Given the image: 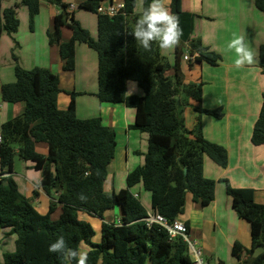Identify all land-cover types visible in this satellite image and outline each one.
Listing matches in <instances>:
<instances>
[{
  "label": "trees",
  "instance_id": "trees-1",
  "mask_svg": "<svg viewBox=\"0 0 264 264\" xmlns=\"http://www.w3.org/2000/svg\"><path fill=\"white\" fill-rule=\"evenodd\" d=\"M48 1L61 8L49 37L51 44L60 47L64 69H75L77 43L95 50L99 60L97 97L102 103H124L133 108L135 122L131 127L148 133L149 149L145 163L127 176V187L107 196L105 182L117 145L115 129L106 126L101 117L79 118L74 92L68 108L60 109V76L46 68L26 70L17 62L15 82L2 87L3 100L23 102L25 110L1 128L0 234L7 231L15 237V249L3 252L1 264H67L63 256L48 252L49 245L60 235L72 248H82L83 244L90 247L88 264H196L183 237L171 238L159 224L148 226V211L132 189L142 185L151 194L152 211L170 221L181 219L189 196L194 203L209 206L215 199L217 181L204 174L205 156L225 168L229 164L228 150L205 137L200 116L190 128L184 112L188 105L199 114L218 118L223 112L203 108L204 83L185 81L178 46L175 61L170 63L158 42L146 51L131 35L140 14L138 0L81 3V9L98 16L97 39L81 26L75 11H70L63 0ZM105 1H123L126 7L111 17L98 10ZM150 3L151 0H142L141 12ZM256 5L264 11V0H256ZM22 6L28 7L33 23L40 12V0H17L7 9H2L0 2V39L4 32L12 36L17 33ZM170 8L183 29L180 42L191 55L198 53L194 64H220L221 55L195 36L196 20L201 16L185 11L182 0H171ZM70 20L73 22L69 23ZM64 26L70 27L73 34L62 43ZM259 66L264 72V44L259 48ZM170 70L174 73L168 74ZM129 81L137 83L142 95L128 92ZM182 93L185 102L177 98ZM37 143L48 144L47 155L36 150ZM252 143L264 145V94ZM16 157L32 161L33 167L42 171L39 186L51 197L47 213L39 212L20 190L13 177ZM221 181L226 184L235 211L248 221L251 229V248L235 242L233 255L240 264H264V253L253 257L255 248L264 244V204L255 201L254 189L235 188L227 179ZM81 193L86 195L85 201L79 199ZM117 207L123 212L121 219L106 222L105 215ZM58 208L61 214L53 219ZM82 214L103 220L99 241L93 240L95 228ZM185 223L190 229L189 222Z\"/></svg>",
  "mask_w": 264,
  "mask_h": 264
},
{
  "label": "crops",
  "instance_id": "crops-1",
  "mask_svg": "<svg viewBox=\"0 0 264 264\" xmlns=\"http://www.w3.org/2000/svg\"><path fill=\"white\" fill-rule=\"evenodd\" d=\"M16 1L0 0L2 9L11 7ZM85 1L63 0L69 5L70 11H75V19L81 26L96 38L98 16L83 9L78 11L79 5ZM166 3L171 11V0H166ZM72 5L75 6L74 9L71 8ZM182 5L185 11L201 16L196 20L195 36L200 37L206 47L222 57L220 64L216 66L206 62L193 63L194 65L190 66L191 71L183 70L180 62V70L186 82L203 81V108L223 112L221 118L196 112L194 116H185L186 123L192 128L200 116L205 137L228 150L229 164L224 168L209 156H205L204 174L217 181L215 199L209 206L202 207L194 203L189 196L181 220L189 222L190 237L197 242L207 264H240L233 255L232 249L235 242L251 248L250 224L235 211L226 184L221 180L227 179L235 188L254 189L255 201L264 204V145L258 146L252 143V134L261 112L264 94V72L259 66V48L264 44V11L258 9L256 0H182ZM141 9L142 0L138 11ZM60 11V6L48 0H40V12L33 23L30 20L28 7H23L19 10L20 27L17 33L13 36L7 32L2 34L0 135L2 125L22 115L25 110L23 102L8 103L2 98L3 85L11 84L16 80L17 62L26 70L37 67L51 70L60 76L61 92L58 95L60 109L68 108L74 92L76 113L79 118L101 117L106 126L116 131V152L108 167L105 182V193L109 196L125 189L129 173L145 163L149 149V135L131 127L135 122L133 108L124 103H102L97 97L99 60L95 50L85 43H77L75 69L73 71L64 69L60 47L51 44L49 37ZM61 34V41L64 43L71 39L73 31L70 27L64 26ZM234 35L246 37L248 45L256 53L255 63L240 69L235 67L236 53L227 48ZM196 65L199 69L197 74L193 72ZM173 73V70L168 71V74ZM128 92L138 95L143 93L139 86L130 83H128ZM36 150L47 155L48 144L37 143ZM33 165V162L25 161L23 170L19 172L14 167L13 177L20 190L32 201L37 210L45 214L49 210L51 197L39 186L43 173ZM143 189L142 185H137L132 191L139 196L149 213L152 211L151 198ZM60 214L61 208H58L53 217L56 215L59 217ZM122 215L121 208L117 207L106 214L104 220L118 222ZM82 217L94 227L95 220L103 222L100 218L85 214H82ZM85 247L90 249L88 245Z\"/></svg>",
  "mask_w": 264,
  "mask_h": 264
},
{
  "label": "clouds",
  "instance_id": "clouds-1",
  "mask_svg": "<svg viewBox=\"0 0 264 264\" xmlns=\"http://www.w3.org/2000/svg\"><path fill=\"white\" fill-rule=\"evenodd\" d=\"M131 35L146 51L151 50L153 42H158L161 49H171L179 45L183 29L179 18L169 11L166 0H151L148 7L139 14ZM227 48L236 53L234 65L237 69L256 62V53L248 45L244 35H234ZM79 199L85 201L87 197L81 193ZM48 252L63 256L67 264H72L73 261L75 264H88L89 249L70 247L63 235L49 245Z\"/></svg>",
  "mask_w": 264,
  "mask_h": 264
},
{
  "label": "built area",
  "instance_id": "built-area-1",
  "mask_svg": "<svg viewBox=\"0 0 264 264\" xmlns=\"http://www.w3.org/2000/svg\"><path fill=\"white\" fill-rule=\"evenodd\" d=\"M126 5L123 1H114V2H106V5L103 4L99 7V12L108 16H116L121 13L125 9ZM72 9L75 8L74 5L71 6ZM188 54H185L184 60L189 62H195L198 53L191 55L190 52L187 50ZM3 141V136L0 135V142ZM148 226L153 224H159L163 228L167 229L171 238H176L181 236L184 240L188 243L189 246V253L196 264H207L203 259V252L197 246V242L192 240L190 237L189 228L186 223L181 219H175L170 221L166 216L151 211L148 213V217L145 218Z\"/></svg>",
  "mask_w": 264,
  "mask_h": 264
},
{
  "label": "rangeland",
  "instance_id": "rangeland-1",
  "mask_svg": "<svg viewBox=\"0 0 264 264\" xmlns=\"http://www.w3.org/2000/svg\"><path fill=\"white\" fill-rule=\"evenodd\" d=\"M106 2L107 1L103 2L102 4L105 6ZM23 7H26V6H22V7H20V9L23 8ZM140 8H141V0H139V2H138L137 13L138 12L141 13V11H138V9H140ZM79 10H81L80 7L78 8V11ZM97 37L94 38V39H97ZM178 47L180 48V50H179V61L181 62L182 69L185 70V71H188V70L191 71L192 69L190 68L189 61L184 60V57H183L185 54H188L186 46L183 43L180 42ZM161 52H162V54L166 57V59L170 63H174L175 47L171 48V49H161ZM192 63H194V62H192ZM194 68L195 69L193 70V72L195 74H197L198 71H199V69L197 68V65L194 66ZM129 83L130 84H134L135 86H138L137 83H134V82H129ZM181 99H183L184 102L186 101V97H185V95L183 93L181 94L180 97H178L179 101H181ZM185 111H186L185 112V116L186 117H190L191 115L194 116L196 114V111L194 110V108L192 106H189V105L186 107ZM30 162H32V161H30ZM24 164H25V161L23 159H21L20 157H16V159H15V170L18 171V172L22 171L23 168H24ZM143 190L145 191V189H143ZM146 193L151 198L150 193L148 191H146ZM57 218H58L57 215L53 217V219H57ZM93 223L95 225L94 228H95V232H96V235H95L93 240L94 241H99V239L101 237V223H102V221L100 220V222H98L97 220H95ZM6 233H8V232L6 231L5 233H3V235L0 234V264L2 263V260H3V252L13 251L15 249V243H14L15 237H13V236H11L9 234H6ZM85 246H87V245L83 244V247H85ZM203 259H204L205 262H207L204 256H203Z\"/></svg>",
  "mask_w": 264,
  "mask_h": 264
},
{
  "label": "water",
  "instance_id": "water-1",
  "mask_svg": "<svg viewBox=\"0 0 264 264\" xmlns=\"http://www.w3.org/2000/svg\"><path fill=\"white\" fill-rule=\"evenodd\" d=\"M72 22H73L72 20L69 21V23H72ZM263 253H264V244H262V245L258 246L257 248H255V250L253 252V257L256 258V257L260 256Z\"/></svg>",
  "mask_w": 264,
  "mask_h": 264
}]
</instances>
